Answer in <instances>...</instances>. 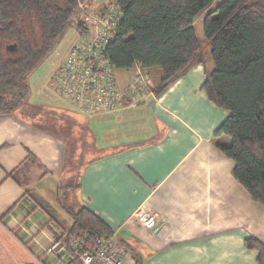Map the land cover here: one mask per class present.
I'll return each instance as SVG.
<instances>
[{
  "label": "crops",
  "instance_id": "0c3cea01",
  "mask_svg": "<svg viewBox=\"0 0 264 264\" xmlns=\"http://www.w3.org/2000/svg\"><path fill=\"white\" fill-rule=\"evenodd\" d=\"M212 67L209 58L161 96L90 114L51 86L54 66L31 76L36 110L0 115V264H59L48 249L72 220L44 202L57 201L61 186L70 189L63 211L101 217L133 264H256L245 240L264 243V206L218 147L231 139L216 136L229 113L202 90ZM147 72L160 82L159 69ZM115 76L122 90L133 82L132 69ZM139 209L159 215L154 227L137 220Z\"/></svg>",
  "mask_w": 264,
  "mask_h": 264
},
{
  "label": "trees",
  "instance_id": "16d2710c",
  "mask_svg": "<svg viewBox=\"0 0 264 264\" xmlns=\"http://www.w3.org/2000/svg\"><path fill=\"white\" fill-rule=\"evenodd\" d=\"M80 0H0V115L30 103V78L72 26L83 27ZM118 0L122 18L107 55L116 70H161L153 88L161 96L207 59L213 63L202 90L229 113L216 136L219 149L235 162L233 175L264 206V0ZM204 14L200 42L195 22ZM13 177V174L9 175ZM72 225L56 235L68 243L70 264H81L71 241L91 250L111 227L86 207L66 208ZM246 248L264 264V243L251 236Z\"/></svg>",
  "mask_w": 264,
  "mask_h": 264
},
{
  "label": "built area",
  "instance_id": "2783aa9c",
  "mask_svg": "<svg viewBox=\"0 0 264 264\" xmlns=\"http://www.w3.org/2000/svg\"><path fill=\"white\" fill-rule=\"evenodd\" d=\"M84 21L75 30L80 39L71 47L64 59L54 64L51 86L64 100L86 114L118 108L125 100L138 105V99L147 94L155 95L150 76L139 63L133 70V82L124 90L119 85L108 55V45L118 33L122 18L118 0L79 1ZM137 220L152 228L159 215L139 209L134 213ZM81 264H133L117 247L113 239L99 238L91 250H84L71 241ZM68 243L61 240L51 244L48 251L58 258L59 264H70Z\"/></svg>",
  "mask_w": 264,
  "mask_h": 264
},
{
  "label": "rangeland",
  "instance_id": "374dc122",
  "mask_svg": "<svg viewBox=\"0 0 264 264\" xmlns=\"http://www.w3.org/2000/svg\"><path fill=\"white\" fill-rule=\"evenodd\" d=\"M223 0H217L215 2V7L220 4ZM81 13V12H80ZM203 19H204V14L199 16L196 20V25H195V30L197 33V36L200 40V42L203 44V46L206 49V57L210 56V48L208 44L206 43V40L204 38V33H203ZM75 26H72L68 29L66 32L63 40L60 42L58 47L55 49V51L39 66V68L32 74L33 77H36V75L41 74L43 71L50 70L54 64H58L62 59L65 58V56L62 55V53L65 51V48L69 47L73 41L75 40L76 37H78L77 34H75ZM157 69V68H156ZM160 70V69H159ZM161 71V70H160ZM35 75V76H34ZM152 83V82H151ZM159 83H157L156 79H154L152 86L156 87ZM30 107V114L32 113L33 110H36L35 108H32L33 106H27ZM39 109V108H38ZM37 109V111H38ZM40 188V187H39ZM69 193L70 189L65 186H61V189H58V196H57V201L54 202H44L45 206L51 210L58 218H62V221H68L71 220L70 214L63 210L62 206H66V204H70L68 202V197L65 195L66 193ZM71 194V193H70ZM59 202V203H58ZM60 216V217H59Z\"/></svg>",
  "mask_w": 264,
  "mask_h": 264
}]
</instances>
